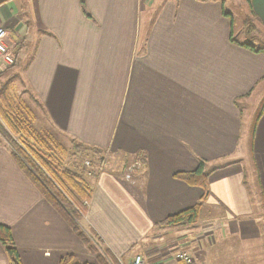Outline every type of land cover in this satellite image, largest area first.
Returning a JSON list of instances; mask_svg holds the SVG:
<instances>
[{"label": "crops", "instance_id": "0c3cea01", "mask_svg": "<svg viewBox=\"0 0 264 264\" xmlns=\"http://www.w3.org/2000/svg\"><path fill=\"white\" fill-rule=\"evenodd\" d=\"M224 6L0 0V25L49 124L71 144L98 149L109 160L91 179L83 229L118 262L144 253L168 218L204 201L203 188L175 177L201 162L212 172L200 216L211 207L220 212L217 233L238 235L253 258L263 251L264 203L251 198L264 197V111L257 126V117L249 120L251 147L247 156L242 151L243 106L258 88L264 103V52L231 41L233 16ZM250 10L264 40V0H252ZM138 155L145 171L127 180L126 160ZM0 224L11 229L22 264H60L67 255L92 263L87 245L2 145ZM0 264H9L1 243Z\"/></svg>", "mask_w": 264, "mask_h": 264}, {"label": "rangeland", "instance_id": "374dc122", "mask_svg": "<svg viewBox=\"0 0 264 264\" xmlns=\"http://www.w3.org/2000/svg\"><path fill=\"white\" fill-rule=\"evenodd\" d=\"M225 10L228 14L233 16V24L234 27V38L239 43H250L251 46L257 49H264V40L261 39V36L258 32V30L255 27V24L253 22L252 13L250 10V5L248 4L247 0H225ZM259 25V23H257ZM260 36V38H259ZM264 39V37H263ZM23 63L22 61H18L13 67H9L6 69H0V102L3 98H5V88L6 86L8 88H11L12 94H15L17 97H22L21 99H24L26 102L25 106L28 108V110H32L35 118L34 122H31V128L33 132H36L39 136H45L47 133L53 137L55 142L61 146H64L69 150V152H73L74 149V143L71 144V141L69 139H65L62 137L59 133H57L52 126L49 124V122L46 119L45 112L43 110V107L39 103L38 99L35 98L33 93L28 89L24 82V76H23ZM4 86V87H3ZM3 87V88H1ZM3 93V94H2ZM259 88L256 89L253 93V96L245 103L243 106L244 111V121L246 123L245 127V135L243 136V140L245 141L246 146H244V150L242 151V154L248 153L250 147L248 145L250 141V132H251V122L249 120L254 119L255 117H258L259 113L261 112L260 108L262 107L263 98H260ZM0 128H2L6 136L9 138H4L0 131V146H8L13 151L14 157L18 154H16V146L20 147L23 151H25L28 155L27 150H25V146H23V142L20 141L19 136L14 135L10 129L8 128L7 124L4 122L0 115ZM24 147V148H23ZM51 150L50 152L53 153L58 158H61V154L56 153V147L53 145L50 146ZM56 153H54V152ZM74 153V152H73ZM49 155V152L45 151V156ZM70 157L65 158L64 165L68 169H74L76 167L72 166L74 159L71 158V154L68 153ZM243 156H247L244 154ZM137 157V156H136ZM79 163H77L76 166L79 167V165L83 166L84 177L85 180L91 184V179H96L102 174H96L93 176H88L90 173L99 172V168L103 165L100 163L105 162V165H107V162L109 161L107 159V156L104 155L101 159H95L94 156L90 153H84V155L80 154L79 157ZM138 159L141 162H144V171L146 168V162L145 159L141 156ZM23 162L24 160L21 159ZM133 160H126L125 163V174L129 172V167L132 163L140 164L139 161H133ZM87 162H90V167L87 166ZM79 169V168H76ZM104 169V166H103ZM106 169V166H105ZM252 169V168H251ZM89 170V172H88ZM79 171V170H78ZM138 173H134L133 176L140 175L143 173L142 166L141 169L138 170ZM126 176V175H125ZM133 177V178H134ZM92 186V184H91ZM93 187V186H92ZM257 193H259V190H256ZM44 197V196H43ZM253 203L257 204L258 206L261 205V203H264V197L261 198L259 201L258 198H251ZM90 205V204H89ZM89 205H87L89 207ZM203 206H205L203 204ZM53 207V206H52ZM54 208V207H53ZM206 210L202 212V215L200 216V219L198 223L194 226L185 224L182 226H174L162 229V232H157L155 234H152L150 237V240L146 243L144 246V253L140 252L139 254L134 253V255H141L143 257L149 258L152 262L153 260H158L157 263L161 264H175V254L178 251H185L188 254H191L196 262V264H264V247L263 251H261L259 258H253L252 255H246V249L242 245L244 243L238 235H231V234H223L221 232H216L217 226L221 222L220 220V212L218 211H212L209 209H212L211 207H204ZM55 209V208H54ZM56 210V209H55ZM84 221V220H83ZM264 223V222H263ZM81 229H83V222L80 223ZM84 230V229H83ZM85 231V230H84ZM89 231V234L91 235V231ZM86 232V231H85ZM93 240V242L98 245L100 253L104 254V251L107 249L103 245V243L99 244L96 237L90 236ZM98 243V244H97ZM264 243V234L260 241V244ZM247 244V243H244ZM250 254H252L251 250L249 251ZM105 255V254H104ZM135 255V256H136ZM106 256V255H105ZM98 256L94 253L90 252L89 259H91L92 263L89 264H99ZM145 259V258H144ZM107 264H112L110 258L107 257ZM122 262L126 263L125 260L122 259ZM83 263V262H82ZM120 263V262H119Z\"/></svg>", "mask_w": 264, "mask_h": 264}, {"label": "trees", "instance_id": "16d2710c", "mask_svg": "<svg viewBox=\"0 0 264 264\" xmlns=\"http://www.w3.org/2000/svg\"><path fill=\"white\" fill-rule=\"evenodd\" d=\"M203 2H217L220 1L223 4L225 0H201ZM248 4L251 6L252 0H247ZM83 4V2H82ZM249 6V7H250ZM224 14L229 16L224 7ZM232 20L233 24V19ZM231 41L238 44L234 38V27L232 26ZM243 48L250 49L256 53L264 52V49L256 50L253 46L249 44H238ZM4 87V86H3ZM1 87V88H3ZM6 92L5 98L0 102V115L4 122L7 124L10 131L19 136L20 141H22L25 146V150L28 151V155L20 147L16 146L15 159L20 165L21 169L25 174L31 179V181L39 188L41 194L46 198V200L57 210V212L65 219L69 226L77 233L81 240L87 245L90 252L98 256L99 264H107V257L110 258L112 264H120L107 249L104 254L100 253L98 245H96L92 238L96 237L98 243L101 244L98 236L91 232L87 234L83 229H81L80 223L83 222L84 217L87 215L88 206L85 204H90L93 197V187L90 183L85 180L83 166L80 164L79 157L80 154L90 153L95 159H101L104 157L102 151L88 147L81 143L74 142L73 152H69L70 149L61 146L55 142L53 137L47 133L45 136H39L36 132H33L30 123L35 121L33 117L34 113L32 110H28L25 106V100L12 94V89L7 86L3 88ZM3 94V93H2ZM261 112L259 113L255 125L257 126L263 111L264 103L261 107ZM1 134L5 136L4 138H9L3 132L4 130L0 128ZM254 131V130H253ZM56 147V153L61 154V158H58L53 153L50 152V146ZM50 149V150H49ZM49 152V155L45 156V151ZM54 152V151H53ZM55 153V152H54ZM55 153V154H56ZM68 153L71 154V158L74 159L72 166L79 169H68L64 165L65 158L70 157ZM138 155L137 157H141ZM101 157V158H100ZM23 159L24 162L21 160ZM145 161V160H144ZM144 163V162H143ZM79 170V171H78ZM212 169H206V163L201 162L198 169L192 173H179L176 174V178L184 181L191 186H198L205 190L206 194L203 197V202L197 204L195 207L183 211L178 215L172 216L167 219V221L161 225L162 228H169L174 226H182L185 224L196 225L200 219V209L207 198V188H208V177ZM142 174V173H141ZM0 243L5 247L6 253L9 258V264H22L16 244L13 239L12 231L9 227L0 224ZM97 243V244H98ZM109 262V261H108ZM60 264H89L80 262L75 255H67L61 259Z\"/></svg>", "mask_w": 264, "mask_h": 264}, {"label": "built area", "instance_id": "2783aa9c", "mask_svg": "<svg viewBox=\"0 0 264 264\" xmlns=\"http://www.w3.org/2000/svg\"><path fill=\"white\" fill-rule=\"evenodd\" d=\"M16 48L13 45L9 33L7 31L6 28H4L3 26L0 25V69H6L9 67H13L16 64ZM133 161H139L141 163V165L136 164V163H132L129 167V172L126 174V179L127 180H132L133 179V174L136 172L138 173L141 169L142 166V170L144 172V164L143 162H141L138 157H135L133 159ZM132 161V162H133ZM101 166L99 168V172H95V173H90V175L88 176H93L96 174H102L105 171V162L100 163ZM87 166L90 167V162H87ZM89 172V170H88ZM86 205H89L87 203H85ZM175 261L176 264H196L193 256L191 254H188L185 251H178L175 254ZM120 264H147L143 258V256L141 255H136L132 258V260L129 263H124V262H120Z\"/></svg>", "mask_w": 264, "mask_h": 264}, {"label": "bare ground", "instance_id": "6f19581e", "mask_svg": "<svg viewBox=\"0 0 264 264\" xmlns=\"http://www.w3.org/2000/svg\"><path fill=\"white\" fill-rule=\"evenodd\" d=\"M101 158V157H100Z\"/></svg>", "mask_w": 264, "mask_h": 264}]
</instances>
